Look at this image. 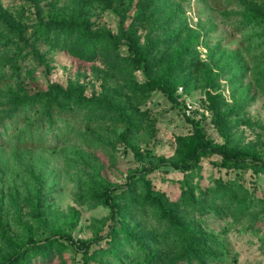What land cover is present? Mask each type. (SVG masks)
<instances>
[{
  "label": "rangeland",
  "instance_id": "rangeland-1",
  "mask_svg": "<svg viewBox=\"0 0 264 264\" xmlns=\"http://www.w3.org/2000/svg\"><path fill=\"white\" fill-rule=\"evenodd\" d=\"M38 1L47 20H89L97 35L118 38L123 24L136 32L153 64L149 72L134 69L124 45L111 57L101 55L94 61L75 57L56 43L38 39L34 5L26 0H0V14L21 27L47 61L41 65L27 51L14 59L12 49L5 48L0 52V76L9 85L29 94L46 90L51 82L77 87L87 97L112 100L120 112L140 124L131 145L120 138L124 128L110 121L75 132L70 141H59L53 147L22 146L19 136L24 126L15 132L8 130L0 138V264L12 251L3 241V231L13 243L25 245L64 235L75 241L104 236L111 211L96 197L107 185H124L129 176L146 167L180 159L195 138L196 123L215 144L227 142L232 149L249 150L264 158V25L244 15V8L219 10L210 0H112L110 8L97 0ZM144 3L149 7L141 9ZM150 79L167 80L174 96L181 95L180 102L160 91L146 98L134 93L135 81ZM2 86L0 118L7 102ZM188 101L196 106L190 114ZM210 107L229 113L225 122L228 140L219 132ZM240 172L220 171L204 159L188 180L211 192L217 178L233 179ZM150 178L155 190L171 203L178 202L180 184L186 178L182 172L162 167ZM244 179L249 184L250 173ZM253 179L257 196L264 198V174ZM196 193L199 196L200 189ZM35 204H40L43 213L40 222L33 214ZM118 204L127 209L125 202ZM179 212L184 215L180 207ZM189 217L225 242L229 262L264 264V203L240 216L215 202L210 212L192 211ZM134 221L127 225L138 230ZM37 264L82 261L66 245L56 250L51 261Z\"/></svg>",
  "mask_w": 264,
  "mask_h": 264
},
{
  "label": "trees",
  "instance_id": "trees-1",
  "mask_svg": "<svg viewBox=\"0 0 264 264\" xmlns=\"http://www.w3.org/2000/svg\"><path fill=\"white\" fill-rule=\"evenodd\" d=\"M26 1L35 7L38 22L34 32L38 39L56 43L61 48L70 50L75 57L89 61H94L101 55L111 57L110 54L118 51L122 45L128 46V61L133 68L150 71L153 61L148 52L139 45L136 32L126 29L123 24L118 38L112 34L97 35L89 20H60L54 17L47 20L38 0ZM97 1L107 8L113 6L112 0ZM210 2L219 10L244 8V15L248 14L254 22L264 25V0ZM148 5L144 3L141 9ZM5 48L12 49L11 58L16 59L20 53L27 51L41 65H47L37 44L28 39L23 29L11 18L0 14V52ZM7 82L6 78L0 76V86L3 85L7 91V102L3 105L0 118V138L8 130L15 132L24 126V131L19 136L22 146L53 147L59 141H70L75 132L88 130L94 124L106 121L123 127L124 132L120 138L131 145V139L139 129V122L130 114L120 112L112 100L87 97L80 88H65L51 82L46 90L29 94L20 92ZM132 90L141 98L148 97L154 91L162 92L176 103L180 102L181 97L180 94L174 96L165 79L135 81ZM209 98L213 103L212 96ZM210 110L219 132L228 140L225 122L229 113H222L215 107H210ZM188 119H193L195 124V118L189 116ZM195 129V138L180 159L146 167L129 176L124 185H107L96 197V200H100L111 211L108 231L104 236H97L90 241H75L71 235H64L61 239L49 238L25 245L13 243L3 231V241L12 251L2 264L45 263L51 261L56 250L66 245L81 255L82 264H92L93 260L103 264H235L226 258L225 242L206 232L189 216L192 211L210 212L215 202L227 206L240 216L252 213L256 206L263 205L264 198L257 196V182L253 178L264 174V158L249 150L232 149L227 142L215 144L197 123ZM204 159L209 160L220 171L241 172L233 179L217 178L213 191L207 192L188 180V175L195 172ZM162 167L180 171L186 177L180 184L181 196L175 204L153 187L150 175ZM246 173L251 175L249 184L244 179ZM198 189L201 191L199 196L196 193ZM119 202H125L127 209L123 210ZM179 207L184 215L179 212ZM33 214L39 222L42 220L40 204L33 205ZM134 219V223L139 224L138 230L127 225V222ZM141 225H147L149 230L141 229Z\"/></svg>",
  "mask_w": 264,
  "mask_h": 264
},
{
  "label": "built area",
  "instance_id": "built-area-1",
  "mask_svg": "<svg viewBox=\"0 0 264 264\" xmlns=\"http://www.w3.org/2000/svg\"><path fill=\"white\" fill-rule=\"evenodd\" d=\"M183 88H180V91H182ZM196 109L195 104H193L192 102H187V112L190 114L192 111H194Z\"/></svg>",
  "mask_w": 264,
  "mask_h": 264
}]
</instances>
